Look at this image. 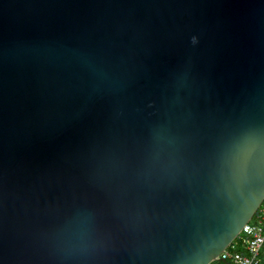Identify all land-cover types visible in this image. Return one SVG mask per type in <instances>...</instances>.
Segmentation results:
<instances>
[{
  "label": "water",
  "instance_id": "1",
  "mask_svg": "<svg viewBox=\"0 0 264 264\" xmlns=\"http://www.w3.org/2000/svg\"><path fill=\"white\" fill-rule=\"evenodd\" d=\"M264 0H0L2 264H210L264 185Z\"/></svg>",
  "mask_w": 264,
  "mask_h": 264
},
{
  "label": "built area",
  "instance_id": "2",
  "mask_svg": "<svg viewBox=\"0 0 264 264\" xmlns=\"http://www.w3.org/2000/svg\"><path fill=\"white\" fill-rule=\"evenodd\" d=\"M240 240L243 250H230L228 247L235 239ZM231 244L210 264L229 260L232 264H262L261 253L264 248V199L252 216L242 227ZM234 248V245H231Z\"/></svg>",
  "mask_w": 264,
  "mask_h": 264
},
{
  "label": "snow or ice",
  "instance_id": "3",
  "mask_svg": "<svg viewBox=\"0 0 264 264\" xmlns=\"http://www.w3.org/2000/svg\"><path fill=\"white\" fill-rule=\"evenodd\" d=\"M257 138H259L260 143L264 144V130L257 132L255 127H249L244 134V144L247 146L248 151L251 150ZM231 163L235 180L239 179L248 183L259 181L264 185V164H261L255 171H252L247 159L245 147H241L240 150L233 155ZM0 264H2V260H0Z\"/></svg>",
  "mask_w": 264,
  "mask_h": 264
},
{
  "label": "trees",
  "instance_id": "4",
  "mask_svg": "<svg viewBox=\"0 0 264 264\" xmlns=\"http://www.w3.org/2000/svg\"><path fill=\"white\" fill-rule=\"evenodd\" d=\"M231 245H234V248ZM231 245L228 247L230 250H243V248L241 247L240 240H238L237 238L232 242ZM216 264H232V263L229 260H225V261H220Z\"/></svg>",
  "mask_w": 264,
  "mask_h": 264
},
{
  "label": "crops",
  "instance_id": "5",
  "mask_svg": "<svg viewBox=\"0 0 264 264\" xmlns=\"http://www.w3.org/2000/svg\"><path fill=\"white\" fill-rule=\"evenodd\" d=\"M261 258H262V264H264V248L262 249Z\"/></svg>",
  "mask_w": 264,
  "mask_h": 264
}]
</instances>
